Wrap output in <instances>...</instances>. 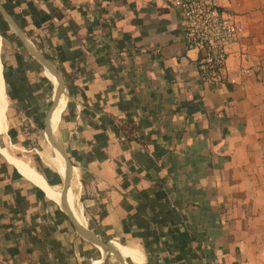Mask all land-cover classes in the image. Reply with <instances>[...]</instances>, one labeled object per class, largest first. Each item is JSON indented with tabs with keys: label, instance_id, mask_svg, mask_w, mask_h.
Here are the masks:
<instances>
[{
	"label": "crops",
	"instance_id": "1",
	"mask_svg": "<svg viewBox=\"0 0 264 264\" xmlns=\"http://www.w3.org/2000/svg\"><path fill=\"white\" fill-rule=\"evenodd\" d=\"M219 3L244 32L214 84L200 78L202 51L187 46L173 0H0L79 87L63 112L60 97L55 110L42 103L37 117L45 123L54 111L55 132L63 113L68 202L77 216L81 193L90 230L134 264H264V0ZM1 96L0 258L100 264L97 246L48 200L62 188L10 152ZM124 123L138 138L125 139ZM47 151L38 146L62 173L60 155Z\"/></svg>",
	"mask_w": 264,
	"mask_h": 264
},
{
	"label": "rangeland",
	"instance_id": "2",
	"mask_svg": "<svg viewBox=\"0 0 264 264\" xmlns=\"http://www.w3.org/2000/svg\"><path fill=\"white\" fill-rule=\"evenodd\" d=\"M0 58L7 98V130L12 137L9 150L15 157L24 160L34 169H37L38 165L35 159V154L37 153L40 156L41 162L52 168V164L47 162L38 152V146L41 145V148H48L51 150L50 153L53 154L52 147L44 135L42 127L44 123L38 119L37 113L43 108H41L42 103L48 106L51 102L54 89H52L50 79L44 73V68L35 58L28 54L19 37L9 27L1 14ZM62 114L54 132L60 142L59 128ZM56 188H62V182L58 183ZM80 195L81 193H79L75 202L76 209L85 221L86 227L90 230V224L82 206ZM48 200L57 211L63 212L59 208V204L49 198ZM65 220L68 222L69 227L72 228L69 221ZM93 250L96 257H98L97 259H102L100 264H121L112 253L102 254L98 247H94ZM125 258L126 264H128L127 258L129 257ZM130 264L134 263L130 262Z\"/></svg>",
	"mask_w": 264,
	"mask_h": 264
},
{
	"label": "built area",
	"instance_id": "3",
	"mask_svg": "<svg viewBox=\"0 0 264 264\" xmlns=\"http://www.w3.org/2000/svg\"><path fill=\"white\" fill-rule=\"evenodd\" d=\"M173 4L179 8L187 46L202 51L197 61L200 78L214 84L223 82L228 46L243 35V25L221 9L219 0H173ZM0 264L12 262L3 257Z\"/></svg>",
	"mask_w": 264,
	"mask_h": 264
},
{
	"label": "water",
	"instance_id": "4",
	"mask_svg": "<svg viewBox=\"0 0 264 264\" xmlns=\"http://www.w3.org/2000/svg\"><path fill=\"white\" fill-rule=\"evenodd\" d=\"M0 14L1 16L5 19L9 27L15 32V34L19 37L22 45L26 49V51L33 57L35 58L40 64H45L50 69H52L57 77V86L54 87L53 94H52V100L49 103V105L52 106H57L61 94L64 92L66 97H69L67 85L64 79V76L61 72V70L55 65V63L47 56L42 54L35 45L30 47L28 43L26 42L25 38L27 37L25 33L19 28V26L14 22L13 18L11 15L4 9V7L0 4ZM43 131L46 133V136L49 140L54 141L53 143H57L59 147L62 150V155H63V160L65 163V168L64 171L61 173L57 169L58 173L60 174L61 177V182H62V189L64 191L67 190L68 186L71 184L72 181V170L71 167H73V164L71 160L69 159L67 150L65 146L59 141V139L56 137V135L53 132V129L51 126H47L46 121L44 123ZM45 135V134H44ZM67 201L65 200L64 206L61 208V210L64 212V214L67 216L68 220L72 224L74 231L77 236L81 237L82 239L89 241L96 245L97 247H103L106 250V253H112L121 264H126V258L122 254L121 251L115 246L114 243L115 241L107 238H103L97 234H95L92 230H88L83 228V226L80 224V222L75 218L73 211L69 208L67 205ZM144 264V262H143Z\"/></svg>",
	"mask_w": 264,
	"mask_h": 264
},
{
	"label": "bare ground",
	"instance_id": "5",
	"mask_svg": "<svg viewBox=\"0 0 264 264\" xmlns=\"http://www.w3.org/2000/svg\"><path fill=\"white\" fill-rule=\"evenodd\" d=\"M25 40H26V42L28 43V45L30 46V47H32L33 45H34V43L28 38V37H26L25 38ZM0 65H1V70H0V78H1V88H0V91H1V94H3V98L5 99V101H6V104H7V98H6V93H5V85H4V79H3V75H2V63L0 62ZM41 66L44 68V71H46V72H48L52 77H53V79L55 80L56 79V86H57V83H58V79H57V77H56V75H55V73H54V71L52 70V69H50V67H48L47 65H45V64H41ZM61 97L63 98V100H64V107H65V105H66V101H67V97H66V95L64 94V92L61 94ZM1 104H2V96H1V99H0V106H1ZM58 106V105H57ZM57 106H55V108H54V110L56 109V107ZM64 107H63V109H64ZM63 109H62V111H63ZM54 112V111H53ZM53 112L46 118V124H47V126H51L52 127V125H51V117H52V114H53ZM62 113V112H61ZM60 116H61V114H60ZM54 117V116H53ZM55 118V117H54ZM53 118V120H55ZM45 135H46V133H45ZM47 137V136H46ZM49 139L47 138V141H48ZM48 142H50V144H51V147H52V150L55 152V153H58L59 155H60V159H62V162H63V164H64V167H65V163H64V160H63V155H62V150H61V148L59 147V145L57 144V143H53L54 141H52V140H49ZM47 154H48V156H49V149H48V151H47ZM5 155V154H4ZM56 155V154H55ZM6 156V155H5ZM7 157V156H6ZM8 159V158H7ZM9 160V159H8ZM55 160L61 165V162L59 161V159H58V157L56 158L55 157ZM52 162V161H51ZM13 163V162H12ZM14 164V163H13ZM52 164V166L54 167V169H57L58 171L60 170L55 164H53V163H51ZM16 167H17V165H16ZM18 168V167H17ZM61 171V170H60ZM45 178V177H44ZM45 181L47 182V180L45 179ZM72 182V181H71ZM47 184L48 185H50L48 182H47ZM50 186H53V185H50ZM72 185L70 184L69 186H68V188H67V190L66 191H64L63 189H62V191H61V194H60V196H59V198L57 199V200H55V202L57 203V204H59V208L61 209L63 206H64V202H65V200L67 201V205L69 206V208L73 211V213H74V216H75V218L79 221V220H81V221H83V223H85V221L83 220V218H82V216H81V214L79 213V211L77 210V216L75 215V212H74V210H73V208L71 207V205L69 204V202H68V198H67V192H68V189H69V195H72V192H73V188L71 187ZM74 199V198H73ZM72 202H74V201H72ZM79 219H78V218ZM80 222V221H79ZM80 224L83 226V224L80 222ZM83 228H85V229H88V228H86L85 226H83ZM89 230V229H88ZM115 244V246L119 249V251H121V249H120V244H118V243H114ZM99 249H100V251L102 252V254H105L106 253V250L103 248V247H98ZM122 252V251H121ZM123 254V253H122ZM124 255V254H123ZM128 259V258H127ZM128 261H129V263L128 264H130V262H132L131 260H129L128 259Z\"/></svg>",
	"mask_w": 264,
	"mask_h": 264
},
{
	"label": "trees",
	"instance_id": "6",
	"mask_svg": "<svg viewBox=\"0 0 264 264\" xmlns=\"http://www.w3.org/2000/svg\"><path fill=\"white\" fill-rule=\"evenodd\" d=\"M45 56L51 58V56L48 54H45ZM66 85H67L69 95H73L74 93H76L79 90V87L77 85L73 84L68 79H66ZM134 128H135V125H133V124H127V123L121 124V129L124 130L126 140L138 138L137 136L133 135L132 131ZM35 159L38 162L37 169L44 175L47 182L50 185H58V183L61 182V177H60V174L58 173V171L52 169L48 165L43 164L40 160V156L37 153L35 154ZM38 192H39V196L43 195V191L39 188H38Z\"/></svg>",
	"mask_w": 264,
	"mask_h": 264
}]
</instances>
